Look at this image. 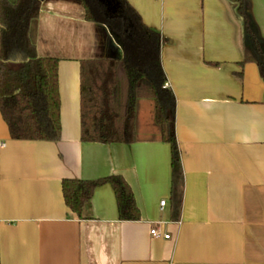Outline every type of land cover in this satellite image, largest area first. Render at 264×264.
<instances>
[{
    "label": "crops",
    "instance_id": "0c3cea01",
    "mask_svg": "<svg viewBox=\"0 0 264 264\" xmlns=\"http://www.w3.org/2000/svg\"><path fill=\"white\" fill-rule=\"evenodd\" d=\"M127 1L161 37L183 172L179 216L171 217L170 147L155 123L151 134L139 131V108L150 114L152 100L137 103L134 143L81 141L80 62L122 50L86 19L82 0H41L29 36L37 56L59 61L61 135L14 140L0 115V264H264V81L255 63L239 64L246 47L234 5ZM246 2L264 39V0ZM109 175L127 182L139 220L118 219L107 184L81 217L65 205L63 179ZM152 226L170 238L152 239Z\"/></svg>",
    "mask_w": 264,
    "mask_h": 264
},
{
    "label": "trees",
    "instance_id": "16d2710c",
    "mask_svg": "<svg viewBox=\"0 0 264 264\" xmlns=\"http://www.w3.org/2000/svg\"><path fill=\"white\" fill-rule=\"evenodd\" d=\"M41 0H0V115L11 139L58 141L61 135L58 59L39 57L30 40ZM107 11L98 0H82L88 21L102 23L120 46L122 56L80 62V139L90 143L137 141L136 111L141 99L154 103L159 139L170 147V209L177 219L182 203L183 172L174 130L175 97L164 87L161 37L144 24L127 0H114ZM241 22L246 53L239 63L257 65L264 81V39L248 13L246 0H229ZM109 185L118 219L137 221L133 193L120 175L93 180L63 179L65 205L82 216L94 190Z\"/></svg>",
    "mask_w": 264,
    "mask_h": 264
},
{
    "label": "rangeland",
    "instance_id": "374dc122",
    "mask_svg": "<svg viewBox=\"0 0 264 264\" xmlns=\"http://www.w3.org/2000/svg\"><path fill=\"white\" fill-rule=\"evenodd\" d=\"M154 109H151L150 114H148V110L146 107L140 106L139 108V118L143 115V119H140V124H139V131L141 134H151V131L154 130L153 127V114ZM148 114V115H147Z\"/></svg>",
    "mask_w": 264,
    "mask_h": 264
},
{
    "label": "built area",
    "instance_id": "2783aa9c",
    "mask_svg": "<svg viewBox=\"0 0 264 264\" xmlns=\"http://www.w3.org/2000/svg\"><path fill=\"white\" fill-rule=\"evenodd\" d=\"M164 87H167V84L164 83ZM166 204V200H161L160 201V207H164ZM149 234L152 239H159V238H164V239H169L170 235L168 233H163L160 228L157 227H150Z\"/></svg>",
    "mask_w": 264,
    "mask_h": 264
},
{
    "label": "water",
    "instance_id": "95a60500",
    "mask_svg": "<svg viewBox=\"0 0 264 264\" xmlns=\"http://www.w3.org/2000/svg\"><path fill=\"white\" fill-rule=\"evenodd\" d=\"M234 9H235V7H234ZM238 17V16H237ZM239 19V18H238ZM239 21H240V19H239ZM240 25H241V22H240Z\"/></svg>",
    "mask_w": 264,
    "mask_h": 264
}]
</instances>
